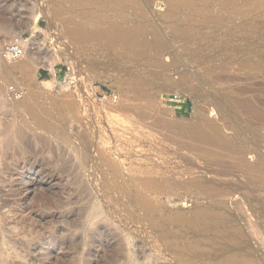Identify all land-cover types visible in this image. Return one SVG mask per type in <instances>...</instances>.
<instances>
[{"label": "rangeland", "instance_id": "obj_1", "mask_svg": "<svg viewBox=\"0 0 264 264\" xmlns=\"http://www.w3.org/2000/svg\"><path fill=\"white\" fill-rule=\"evenodd\" d=\"M35 11L52 68L0 62V264H264V0H0V45Z\"/></svg>", "mask_w": 264, "mask_h": 264}, {"label": "bare ground", "instance_id": "obj_2", "mask_svg": "<svg viewBox=\"0 0 264 264\" xmlns=\"http://www.w3.org/2000/svg\"><path fill=\"white\" fill-rule=\"evenodd\" d=\"M42 13L41 12H38V11H35L33 12V21L32 23L30 22H18L16 25H14V29L17 30V32H15L11 38H15V37H19L21 33H23L24 31H27L29 29H31L33 31V35H31L28 39H26L25 41V54L23 56V58L21 59H25V61L27 60L29 66H26L25 69L27 68H30V64L31 65H35V66H41V67H46V68H52V58H53V55L51 54H48V53H43V55H41V57H35V55H37L38 53V50L40 49L41 47V37L37 36L36 33H41L42 30L38 27L35 26V22L37 21V19L39 17H42ZM109 18V17H108ZM93 19V18H91ZM90 19V20H91ZM95 19V18H94ZM100 19V18H99ZM104 19V18H103ZM101 18V20H103ZM107 19V18H106ZM96 20V19H95ZM100 20V21H101ZM93 20H91V23H92ZM104 21V20H103ZM106 22V20H105ZM103 22V23H105ZM86 23V22H85ZM90 23V21H89ZM90 23V24H91ZM94 23V21H93ZM96 23V22H95ZM103 23L101 22V24L103 25ZM107 21V25H104V26H92L93 27H89V26H85V25H81L82 27H86V28H90V33L92 35H95V36H99V37H103V38H110V39H116V40H119V39H128L130 37H133V35L136 34V30H134L133 28H130V27H122L120 26V24H118V22H116L117 24L115 23H109ZM87 24V23H86ZM100 24V25H101ZM106 24V23H105ZM98 25V24H97ZM91 26V25H90ZM35 34V35H34ZM22 35V34H21ZM44 42V41H43ZM37 58L39 59V61H37ZM18 62V61H17ZM1 63H4L5 65H3V68L4 70H14V68H10L8 67V65H6L7 62H1ZM0 63V65H1ZM16 63V62H15ZM10 64V63H8ZM24 64V63H23ZM20 65V63L18 64ZM12 66V65H10ZM13 67V66H12ZM17 68V65L15 66ZM21 68V67H19ZM23 69V67L21 68ZM18 70V69H17ZM20 70V69H19ZM74 77L73 76H70V77H67V80L64 82V85H67L69 84L70 82H68V80H73ZM46 85H49L50 82H47L45 83ZM52 85V84H51ZM61 85V84H60ZM57 86V85H56ZM25 89V88H23ZM29 92V91H28ZM30 93V92H29ZM28 94V93H27ZM29 95V94H28ZM24 98V97H23ZM35 104V103H34ZM33 104V105H34ZM53 105V104H52ZM38 106V105H37ZM36 110V109H35ZM38 112V111H37ZM40 114V113H39ZM48 115V114H47ZM46 115V116H47ZM12 130V129H11ZM15 130V129H14ZM10 132V130H9ZM18 132V130H17ZM20 132V131H19ZM8 133V132H7ZM21 133V132H20ZM19 133V134H20ZM9 135V134H8ZM13 135V134H12ZM21 135V134H20ZM11 137V135L9 136ZM13 137V136H12ZM20 137V136H18ZM5 139V138H4ZM10 139V138H8ZM7 139V140H8ZM13 139V138H11ZM21 139V138H20ZM19 140V139H17ZM9 142L12 141V140H8ZM7 141V142H8ZM20 141V140H19ZM13 142V141H12ZM21 143V142H20ZM221 143V141H220ZM217 145V144H216ZM216 145L214 147H216ZM222 147V146H221Z\"/></svg>", "mask_w": 264, "mask_h": 264}, {"label": "built area", "instance_id": "obj_3", "mask_svg": "<svg viewBox=\"0 0 264 264\" xmlns=\"http://www.w3.org/2000/svg\"><path fill=\"white\" fill-rule=\"evenodd\" d=\"M25 41L26 39L23 36L14 38L8 42H4L0 45V62L15 63L23 58L25 54ZM67 72L71 71L70 67L66 68ZM93 95L98 97L101 95L98 89H93ZM165 103L167 104H176L175 108L182 109L185 108V113L188 112V103L185 99H181L178 96H172L165 98Z\"/></svg>", "mask_w": 264, "mask_h": 264}, {"label": "trees", "instance_id": "obj_4", "mask_svg": "<svg viewBox=\"0 0 264 264\" xmlns=\"http://www.w3.org/2000/svg\"><path fill=\"white\" fill-rule=\"evenodd\" d=\"M43 76L45 75V74H42Z\"/></svg>", "mask_w": 264, "mask_h": 264}]
</instances>
